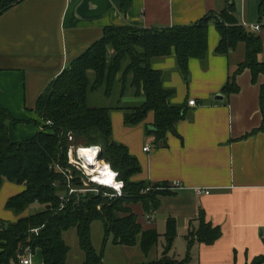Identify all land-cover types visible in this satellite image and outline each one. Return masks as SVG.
<instances>
[{"label": "crops", "instance_id": "0c3cea01", "mask_svg": "<svg viewBox=\"0 0 264 264\" xmlns=\"http://www.w3.org/2000/svg\"><path fill=\"white\" fill-rule=\"evenodd\" d=\"M226 1L25 0L7 10L0 17V104L23 122L17 126L10 123L12 140L26 141L41 132L42 119L36 113L41 94L72 62L102 40L106 28L187 27L211 13L218 14L225 9ZM229 2L236 5L235 14L241 24L261 27L256 33L263 40L258 59L264 63L261 0ZM246 29L253 32L250 26ZM208 36L207 65L190 60L188 93L174 57L154 65L167 73L166 87L177 88L173 104L186 105L189 112L176 131L167 135V145H157L155 136L145 133L144 126L154 123L152 112L144 124L131 128L125 126L124 114L112 113L114 139L125 144L140 161L142 170L134 180L147 185L166 184L173 193L160 197V206L152 214H146L142 204L131 206L143 230H156L161 239L168 224H175L177 236L170 256L182 260L189 254L190 264H248L264 255V131L245 138L262 127L260 88L264 77L254 84L251 73L246 71L236 78L240 91L216 101L228 78L244 62L246 50L241 44L229 56H217L220 36L215 25L210 26ZM128 99L126 108L144 103V98L132 96V90ZM191 100L196 105L190 106ZM147 146L150 150L145 152ZM197 189L210 193L198 195ZM23 191L24 186L4 183L0 191V221L13 223L28 217L29 209L17 216L5 208L13 196ZM201 214L208 224L220 228L222 236L213 244L195 241L189 247V232L198 228ZM64 238L71 251L67 264H83L85 253L80 249L76 229L65 233ZM102 245L103 242L100 251ZM164 245L165 241L146 259L139 247L115 246L110 237L104 262H150L162 257ZM29 257L31 264L44 263L40 250Z\"/></svg>", "mask_w": 264, "mask_h": 264}, {"label": "trees", "instance_id": "16d2710c", "mask_svg": "<svg viewBox=\"0 0 264 264\" xmlns=\"http://www.w3.org/2000/svg\"><path fill=\"white\" fill-rule=\"evenodd\" d=\"M23 1L0 0L1 16L15 3ZM225 6L218 14L211 13L187 27L106 28L102 40L72 62L41 94L36 113L42 121L50 120L54 125L26 141L12 140L10 123L17 126L23 122L16 120L0 104V191L5 182L25 187V191L13 196L5 208L17 216L25 214L35 204L42 209L13 223L0 221V264H19L20 256L28 249L43 252V264H67L71 251L64 234L73 229L85 253L83 264H105L110 237L115 246L139 247L146 259L157 250L161 235L156 230L144 231L131 206L142 204L146 214H152L160 206L159 198L173 193L166 184L152 185L155 189L164 188L155 191L149 184L134 180L141 173V164L125 144L115 141L112 113L123 112L128 128L144 124L149 114L154 113L151 126L157 131L148 133L155 136L157 145H167V135L176 131L178 123L185 120L189 112L186 105L172 103L177 91L166 87V73L155 69L154 65L174 57L179 73L190 84V60L197 59L203 66L207 65L211 25H215L220 36L215 49L217 56H229L241 44L246 50L244 62L228 78L221 93L227 97L238 93L240 86L236 78L246 71L251 73L252 82L258 84V79L264 77V63L258 59L263 52L262 36L242 26L236 17L234 3L227 0ZM260 20L263 24L264 0L260 3ZM130 90L133 97L144 98L143 105L120 106ZM100 91L108 99L118 94V104L111 108L89 106L90 93ZM260 95L262 127L245 138L264 131V84ZM69 134L74 135L77 145L102 147L101 158L120 174L125 196L110 198L104 194L113 195V191L102 188L100 195H73L68 203H62L61 197L68 195L66 178L55 172L54 167L69 166ZM73 185L78 186L79 179L73 180ZM199 218L198 228L189 232V247L195 241L210 245L222 236L219 227L208 224L202 214ZM95 222L104 223L105 237L100 252L93 242ZM176 236L175 224L170 222L162 257L142 264H190L189 254L182 260L170 256ZM248 264H264V255Z\"/></svg>", "mask_w": 264, "mask_h": 264}, {"label": "built area", "instance_id": "2783aa9c", "mask_svg": "<svg viewBox=\"0 0 264 264\" xmlns=\"http://www.w3.org/2000/svg\"><path fill=\"white\" fill-rule=\"evenodd\" d=\"M244 28H249L258 33L261 31V27L258 25H249L248 23H243ZM190 106L196 105L195 100H191L189 103ZM53 122L42 121L39 127L40 131H43L46 127L53 126ZM69 148L67 151V161L68 167H62L57 165L54 167L55 172L61 173L66 178V187L68 190V195L61 197L63 204L68 203L73 195H87V193H92L95 195H100L102 188L113 191V197H123L124 195V183L119 179L120 174L115 172L109 163L103 160L102 147L99 146H81L75 144V137L73 134L68 135ZM94 150V157H91ZM150 147L145 148V152L149 151ZM91 151V153H90ZM89 152V153H88ZM108 168L109 172H101L100 168ZM77 172L76 175L73 172ZM79 179V185L74 186L73 180ZM102 178V179H100ZM106 181V182H104ZM180 185L178 184V187ZM170 188V187H169ZM171 189H174L171 187ZM149 191V190H148ZM147 191V192H148ZM198 195H208L210 190L197 189ZM105 195H109L105 193ZM100 209V208H99ZM37 232V230L35 231ZM25 253H32L30 249L25 251ZM24 253V254H25ZM20 256V264H31V258Z\"/></svg>", "mask_w": 264, "mask_h": 264}, {"label": "rangeland", "instance_id": "374dc122", "mask_svg": "<svg viewBox=\"0 0 264 264\" xmlns=\"http://www.w3.org/2000/svg\"><path fill=\"white\" fill-rule=\"evenodd\" d=\"M181 75V74H180ZM168 78V75H167V73H166V79ZM181 78H182V82H184V84H185V91H186V93H188V91H189V85L190 84H188V82H186L184 79H183V77L181 76ZM171 89V88H170ZM174 90H176L177 91V88L175 87L174 88ZM177 93V92H176ZM117 97H118V94H116L115 95V97L112 99V98H110V99H108V98H106L104 95H103V92H95V93H90V95H89V106H91V107H97V108H100V107H108V108H111V107H115L118 103H117V101H118V99H117ZM129 96L128 97H126V98H124V100L122 101V103H121V105L120 106H122V107H125L126 108V106H128L127 104L129 103ZM216 98V97H215ZM172 103H173V101H172ZM116 112H121V111H118V110H116ZM116 112H113V113H116ZM122 114H123V112H121ZM150 125H152V124H150ZM144 128H145V133L148 135V136H150L151 134H149L148 133V131H150V128H149V126H148V128H147V126H144ZM77 145V144H76ZM135 178V177H134ZM136 181V180H135ZM138 182V181H137ZM150 186H152V185H150ZM152 188L155 190V191H162L164 188H161V187H157L156 189H155V187H153L152 186ZM148 190L150 191L151 190V188H148ZM105 195V194H104ZM105 196H109L110 198H113V196H110V195H105ZM123 196H125V193H124V195ZM116 198V197H115ZM37 205V204H36ZM29 211H30V213L28 214V215H31V214H35V213H37V212H40V211H42V209H41V207L39 208V206H34V207H31L30 209H29ZM103 226H104V223H102V222H95V225H94V228H93V234H92V236H93V240H94V243H95V248H96V251H100V247H101V244H102V242H103V239H104V235H102L103 234ZM71 232V231H70ZM165 241V237H163L162 239H161V241H160V244H159V246H161V244L163 243ZM68 243L70 244V247L72 246L71 245V243H70V241L68 240ZM155 253V252H154ZM29 255H31L30 253L28 254V253H25L24 254V256H26V257H29Z\"/></svg>", "mask_w": 264, "mask_h": 264}, {"label": "water", "instance_id": "95a60500", "mask_svg": "<svg viewBox=\"0 0 264 264\" xmlns=\"http://www.w3.org/2000/svg\"><path fill=\"white\" fill-rule=\"evenodd\" d=\"M21 2H18V3H15L13 6H17L19 5ZM2 14H0L1 16ZM225 99V96H223L222 94L221 95H217V97L215 98L216 101H223ZM150 128V131L151 132H156L157 129L156 128H153L152 126H149Z\"/></svg>", "mask_w": 264, "mask_h": 264}, {"label": "bare ground", "instance_id": "6f19581e", "mask_svg": "<svg viewBox=\"0 0 264 264\" xmlns=\"http://www.w3.org/2000/svg\"><path fill=\"white\" fill-rule=\"evenodd\" d=\"M89 153V152H88ZM90 153H91V151H90ZM91 157H94V150H93V154H91ZM100 168V167H99ZM100 171L102 172H109V170H108V168H100ZM100 179H102V178H100ZM104 182H106V181H104Z\"/></svg>", "mask_w": 264, "mask_h": 264}]
</instances>
